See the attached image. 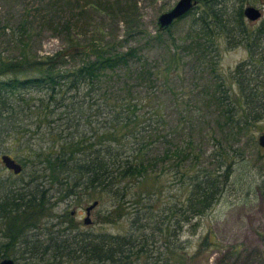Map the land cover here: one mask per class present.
<instances>
[{
  "label": "trees",
  "instance_id": "1",
  "mask_svg": "<svg viewBox=\"0 0 264 264\" xmlns=\"http://www.w3.org/2000/svg\"><path fill=\"white\" fill-rule=\"evenodd\" d=\"M23 1L18 24H0L6 51H14L0 52V155L23 166L9 175L0 164V258L194 264L212 236L191 252L184 235L197 233L200 219L236 184L248 194L261 177L264 191V167H253L238 145L243 134L256 141L264 123V17L252 25L244 15L263 0H199L179 19L192 17L185 36H169L164 65L138 48L124 50L116 36H71L83 32L72 23L70 2H83L81 15L123 20L130 34L137 0ZM179 20L167 30L159 26L157 37L172 34ZM46 25L68 34L58 50L40 54L33 36ZM239 47L249 56L225 76L217 70L222 50ZM184 55L210 58L215 89L204 88L202 104L190 111L175 102L180 118L172 125L159 93H175L170 80L180 75ZM206 106L217 112V126L202 131ZM104 197L112 203L102 222L128 221L118 232L78 229L72 212L60 207Z\"/></svg>",
  "mask_w": 264,
  "mask_h": 264
},
{
  "label": "rangeland",
  "instance_id": "2",
  "mask_svg": "<svg viewBox=\"0 0 264 264\" xmlns=\"http://www.w3.org/2000/svg\"><path fill=\"white\" fill-rule=\"evenodd\" d=\"M32 1L34 4V0ZM177 1L137 0V19L133 24L136 28L130 34L123 20H120L119 23H111L107 16L94 12L90 16L88 13L81 15L83 2L72 1L70 3H73V7L69 15L73 19V24L79 22L80 32L83 33L77 35V32H72L71 36H79L81 40L102 37L107 40L112 36H116L124 40V50L131 47L138 48L149 60L164 65L169 59V47L171 46L169 36H185L192 18L189 15L176 22L172 34L166 33L162 38L157 37L159 16L171 9ZM24 3L23 0H0V24L5 23L9 26L8 28L17 25ZM253 6L260 7L264 13V0L263 3H257ZM91 21L92 24H90ZM259 22L249 23L256 25ZM99 27H103L104 30L99 29ZM56 32L51 25H46L42 30L35 32L32 49L40 54H50L58 50L63 45V40L68 33L58 34ZM7 38L8 36H0V52L12 55L13 50L6 51ZM221 54L217 70L225 76L249 56L247 50L242 47L232 50L223 49ZM183 57L180 75L174 76L170 80L172 87L176 90L175 93L172 94L164 90L159 93L160 101L164 104L165 115L172 125H176L180 118L175 108V102L178 100L184 102L186 108L190 111L194 109L196 103L202 104V96L206 92L204 88L211 89L209 94L214 92L213 67L210 65V58L198 60L195 56L188 55L186 57L184 55ZM175 95L176 100H174ZM202 111L206 117H204L205 122L203 125L199 122L201 130L204 131L211 126H217L215 123L217 112L214 111V108L206 106ZM211 131H214V129H211ZM254 134L256 141L249 134H243L238 145L243 146L245 156L252 162L253 167L261 168L264 167V148L259 144V137L264 134V123L255 129ZM197 136L200 137L199 134ZM201 145L209 151L213 149V145L207 142L206 139L201 141ZM206 162L208 164V161ZM0 164L6 174H13L3 165L1 155ZM261 180V177L257 179L254 183V191L248 194L244 192L245 186L240 184L233 186L234 189H229L222 200L200 219L201 223L197 233L184 235V239L188 237L190 239L186 248L191 252L196 251L199 242L207 233L212 236L211 240L213 242L209 243L206 250L196 257V264H264V191L259 187V184L262 183ZM92 202L93 199L81 203L68 200L63 201L60 207L72 212L75 226L81 230L101 231L106 228L112 232H118L120 228H123V224L127 226L128 221L125 219L117 223L104 224L102 222V214L112 203L106 197L99 199V203L92 210V222L90 224L85 223L86 207ZM216 242L220 246H217ZM18 262L25 261L18 260Z\"/></svg>",
  "mask_w": 264,
  "mask_h": 264
},
{
  "label": "water",
  "instance_id": "3",
  "mask_svg": "<svg viewBox=\"0 0 264 264\" xmlns=\"http://www.w3.org/2000/svg\"><path fill=\"white\" fill-rule=\"evenodd\" d=\"M199 0H178L176 4L168 11L163 12L159 18V26L162 30H167L171 27L175 21L183 18L189 14L197 5ZM244 15L249 22H258L264 17L263 10L260 7L253 5H247L244 9ZM259 144L264 148V134L259 137ZM1 161L4 166L8 169L13 170L15 173H20L23 170V166L11 155L5 153L1 155ZM99 203L98 200H94L91 204L86 207L85 223L90 224L92 210ZM0 264H28L25 262H17L12 257L0 258Z\"/></svg>",
  "mask_w": 264,
  "mask_h": 264
}]
</instances>
